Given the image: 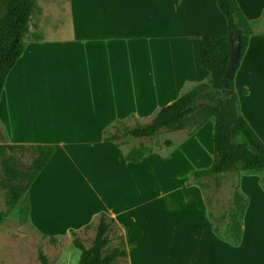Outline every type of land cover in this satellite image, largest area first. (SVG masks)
<instances>
[{"label":"crops","instance_id":"1","mask_svg":"<svg viewBox=\"0 0 264 264\" xmlns=\"http://www.w3.org/2000/svg\"><path fill=\"white\" fill-rule=\"evenodd\" d=\"M237 2L252 25L262 23L264 0ZM40 6L38 28L47 33L26 36L0 101V123L12 144L55 149L29 188L32 226L47 237H72L105 213L123 231L129 264H264L260 177L239 181L248 205L238 246L215 233L201 187L181 180L211 166L213 122L139 163L104 141L116 121H152L188 85L208 80L201 39L228 30L217 0H42ZM53 15L57 21L46 27ZM235 90L241 115L264 143V32L250 37Z\"/></svg>","mask_w":264,"mask_h":264},{"label":"trees","instance_id":"2","mask_svg":"<svg viewBox=\"0 0 264 264\" xmlns=\"http://www.w3.org/2000/svg\"><path fill=\"white\" fill-rule=\"evenodd\" d=\"M217 4L227 21L228 30L225 35L203 36L201 39L200 56L203 66L210 72L208 80L197 84L191 90L186 89L177 100L160 109L149 124L129 127L126 120L116 121L105 130L104 141L114 142L117 147L122 148L126 137L152 139L162 130L177 132L189 128L187 136L191 137L205 124L213 122V162L208 168L193 171L191 177L198 181L235 171L240 175L239 178L245 175L259 176L264 189V143L241 115L235 90L236 73L254 32L237 0H217ZM37 7V0H0V101L8 75L25 52V38ZM234 31H239L237 39L231 36ZM199 99H205L207 102L198 104ZM166 145L172 146L173 143L168 141ZM20 149L30 150L34 155L26 171H21L16 164L17 151ZM54 153L55 149L50 145L0 143V167L10 179L16 181L13 186L15 202L26 203L28 218L29 188ZM153 153L152 150L141 146L126 153L125 159L139 163ZM195 184L204 190L199 183ZM236 204L240 205L243 221L248 198L239 192ZM4 220L3 214L0 213V226ZM115 225L117 224L114 219L102 213L90 248L77 236L74 237L73 246L81 252L78 264H113L119 258H127L124 241L123 248L111 250L104 256V250L111 241L109 233ZM214 231L235 246L242 241L241 223L230 225L226 231L228 235L225 236L217 226H214ZM39 258L41 264H51L43 252L39 253Z\"/></svg>","mask_w":264,"mask_h":264},{"label":"rangeland","instance_id":"3","mask_svg":"<svg viewBox=\"0 0 264 264\" xmlns=\"http://www.w3.org/2000/svg\"><path fill=\"white\" fill-rule=\"evenodd\" d=\"M41 1L42 0H38L37 5H40ZM60 7L66 10L63 3ZM35 13L32 19V24L35 28L33 27L27 35L30 40H34L36 37L44 38L47 33L45 29L42 30L38 28L41 23H43V11L41 6L37 7ZM47 18H45L46 27L54 25L57 21L55 16L53 19L47 20ZM61 25H63L62 27H66L65 23ZM251 28L254 33H263L264 18L259 25L257 24L254 26L251 24ZM61 33L65 34L66 31L63 30ZM196 86L197 84L188 85L187 90H191ZM206 102L207 100L205 99H199L197 103L203 104ZM126 121L129 127H134L136 124H149L151 122H140L134 117ZM189 129L177 132L162 130L158 136L152 139L126 137L123 140L125 142L122 146V150L128 153L132 149H138L144 146L146 149L165 155L170 150V146H167L166 142L174 140L177 143L183 140L187 137ZM0 143L12 144L8 131L1 123ZM17 153V167L21 171H26L30 167L34 155L30 150L20 149ZM239 176L238 172L232 171L215 178H203L198 181L194 180L191 175L181 177L183 183H199L203 186V194L208 214L214 226H217L224 236L228 235L226 231L230 225L237 222L242 225L241 210H239L240 205L236 204V197L240 192ZM15 184L16 181L10 179L5 173V170L0 167V213L3 214L5 218L4 223L0 226V264H41L39 258L40 252H43L47 256L51 264H78L80 251L73 246V239L77 236L87 248H90L96 236L97 224L86 227L80 233L74 234L72 237H68V235L59 237L44 236L30 223L26 212V203L24 201L21 203L15 202L13 194V186ZM24 197L25 194L23 198ZM109 237L111 241L104 250V256L111 250L123 248L124 236L121 228L117 225L113 226L109 233ZM113 264H129L128 257L119 258Z\"/></svg>","mask_w":264,"mask_h":264},{"label":"water","instance_id":"4","mask_svg":"<svg viewBox=\"0 0 264 264\" xmlns=\"http://www.w3.org/2000/svg\"><path fill=\"white\" fill-rule=\"evenodd\" d=\"M231 36L233 39L234 38L237 39L239 37V31H234ZM234 58H235V45L232 46V59Z\"/></svg>","mask_w":264,"mask_h":264}]
</instances>
